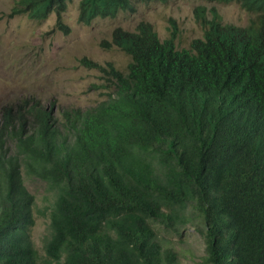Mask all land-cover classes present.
Wrapping results in <instances>:
<instances>
[{
    "label": "trees",
    "instance_id": "1",
    "mask_svg": "<svg viewBox=\"0 0 264 264\" xmlns=\"http://www.w3.org/2000/svg\"><path fill=\"white\" fill-rule=\"evenodd\" d=\"M208 1L240 3L257 17L240 28L201 11L203 37L188 49L175 47L173 20L163 42L148 23L116 28L103 46L130 58L125 72L80 60L104 73L106 99L61 118L35 99L1 107L0 264H39L23 173L54 198L46 264H179L151 223L177 230L188 205L206 244L192 264H264V0ZM67 2L19 0L10 17L54 14L67 33ZM126 12L133 0H80L78 20Z\"/></svg>",
    "mask_w": 264,
    "mask_h": 264
},
{
    "label": "rangeland",
    "instance_id": "2",
    "mask_svg": "<svg viewBox=\"0 0 264 264\" xmlns=\"http://www.w3.org/2000/svg\"><path fill=\"white\" fill-rule=\"evenodd\" d=\"M17 0H0V121L1 107L19 103L23 99H35L51 110L54 117L70 109L93 107L106 99L104 73L87 69L80 64L86 58L103 67L111 63L125 72L130 58L112 45V32L116 28L133 32L140 23L153 27L161 42L170 39L171 20L176 25L174 45L187 49L194 39L203 37L204 26L195 16V10L203 7L207 19L211 11L220 15L223 23L246 26L251 16L238 3L217 4L204 0H170L167 3L133 0V13H119L115 18L95 19L89 25L78 20L80 0H68L62 14V22L68 28L64 33L56 29V16L37 22L26 15H12ZM61 118V117H60ZM24 185L35 197L33 213L35 224L29 235L39 255V264H46L44 238L49 231V208L53 195L46 184L23 173ZM179 213L182 209H176ZM47 212L46 216L41 213ZM188 221L177 224V230L151 223L158 241L179 255V264H192L205 256L206 244L202 226L191 205L184 211ZM55 264V263H53Z\"/></svg>",
    "mask_w": 264,
    "mask_h": 264
},
{
    "label": "clouds",
    "instance_id": "3",
    "mask_svg": "<svg viewBox=\"0 0 264 264\" xmlns=\"http://www.w3.org/2000/svg\"><path fill=\"white\" fill-rule=\"evenodd\" d=\"M168 1H170V0H168ZM167 1V2H168ZM204 1H206V2H208V3H217V2H211V1H208V0H204ZM18 2H19V0H17V1H15L14 3H13V6H12V9H11V12H12V10L15 8V6L18 4ZM167 2H165V3H167ZM154 3H162V2H154ZM231 3H236V2H231ZM164 4V3H163ZM217 4H229V3H217ZM241 7H242V9L243 10H245L250 16H251V19L249 20V22H248V24L246 25V26H238V25H235V24H227V23H223L222 22V20H221V17H220V15L219 14H217V16H218V18L221 20V24L222 25H231V26H235V27H240V28H249V27H252V21H255V19H256V17H257V14H255V13H251V12H248V10H246L243 6H242V4H240V3H238ZM198 9V12H196V10ZM196 10H195V16H196V19H198L199 20V15H200V18H201V11H202V16H203V19L205 20V21H210L211 19H212V17H213V10L211 11V18L210 19H207L206 18V16H205V9L203 8V7H200V8H197ZM215 11V10H214ZM10 12V13H11ZM201 20H202V18H201ZM199 22H200V24L203 26V24L201 23V21L199 20ZM188 49V48H187Z\"/></svg>",
    "mask_w": 264,
    "mask_h": 264
}]
</instances>
